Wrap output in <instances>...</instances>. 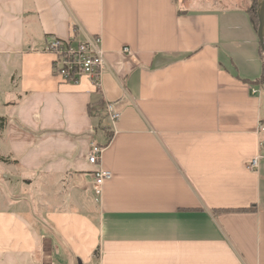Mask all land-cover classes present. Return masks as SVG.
<instances>
[{
  "label": "crops",
  "instance_id": "obj_1",
  "mask_svg": "<svg viewBox=\"0 0 264 264\" xmlns=\"http://www.w3.org/2000/svg\"><path fill=\"white\" fill-rule=\"evenodd\" d=\"M238 3L0 0V140L43 182L51 232L0 210V264H264V159L249 169L264 156V63ZM74 27L102 38L100 90L53 73L45 48ZM99 167L113 174L100 200Z\"/></svg>",
  "mask_w": 264,
  "mask_h": 264
},
{
  "label": "built area",
  "instance_id": "obj_2",
  "mask_svg": "<svg viewBox=\"0 0 264 264\" xmlns=\"http://www.w3.org/2000/svg\"><path fill=\"white\" fill-rule=\"evenodd\" d=\"M78 27L73 29V37L68 40L52 38L45 52L55 57L53 62V73L62 79L63 82L77 84L82 79H88L91 84L100 90L102 88L103 76L107 70V60L105 52L102 48L101 36H90L79 38L80 33ZM125 53H130L129 49H124ZM253 90V93H256ZM105 111L109 117L110 123L113 125L120 119V114L111 104L106 105ZM105 148L91 143L88 163L93 166L101 164ZM264 156L257 157L249 166V169H255ZM113 178L112 172L99 167L93 174V182L91 190L97 199L103 197L104 185Z\"/></svg>",
  "mask_w": 264,
  "mask_h": 264
},
{
  "label": "rangeland",
  "instance_id": "obj_3",
  "mask_svg": "<svg viewBox=\"0 0 264 264\" xmlns=\"http://www.w3.org/2000/svg\"><path fill=\"white\" fill-rule=\"evenodd\" d=\"M224 2L231 0H223ZM242 7H245L247 3L249 6L252 0H237ZM1 82V81H0ZM264 85V83H263ZM7 97H4L0 93V102L5 101ZM8 99V98H7ZM0 109V113H3ZM1 115V114H0ZM109 121V120H108ZM110 123V121H109ZM107 128V127H106ZM1 136V135H0ZM264 140V131H263ZM264 153V152H263ZM3 154V155H1ZM4 145L0 140V210L13 209L19 211L28 221L35 224L37 231L43 232L48 235L51 233L49 229L43 224V208L45 197L42 195L43 182H34L35 179L26 180V177L19 176V168L5 156ZM4 156V157H3ZM25 178V179H24ZM23 179V180H21ZM50 197V195H49ZM53 197V196H51ZM22 198H29L31 204L29 205H12V202L19 201Z\"/></svg>",
  "mask_w": 264,
  "mask_h": 264
},
{
  "label": "trees",
  "instance_id": "obj_4",
  "mask_svg": "<svg viewBox=\"0 0 264 264\" xmlns=\"http://www.w3.org/2000/svg\"><path fill=\"white\" fill-rule=\"evenodd\" d=\"M257 1L258 0H252V3L251 5L247 8V13L249 14V17L251 19V22L255 28V30L257 31L258 30V26H259V23H258V16H257ZM261 56H262V59L264 60V55H263V52L261 50ZM260 82H263L264 83V65H263V76L261 77L260 79ZM106 112V111H105ZM109 120V117L106 113V116L104 118V120ZM4 122H5V119L4 118H1L0 117V128L3 129L4 128ZM103 130L106 131V133H109V128H104ZM100 147L104 148L105 146H101L99 145ZM3 158H0V160L2 161ZM253 207L252 208H249V209H240V210H226V211H229V212H233V213H247L249 211H253Z\"/></svg>",
  "mask_w": 264,
  "mask_h": 264
},
{
  "label": "water",
  "instance_id": "obj_5",
  "mask_svg": "<svg viewBox=\"0 0 264 264\" xmlns=\"http://www.w3.org/2000/svg\"><path fill=\"white\" fill-rule=\"evenodd\" d=\"M257 16L259 23L257 34L260 42V48L264 55V0L257 1Z\"/></svg>",
  "mask_w": 264,
  "mask_h": 264
}]
</instances>
